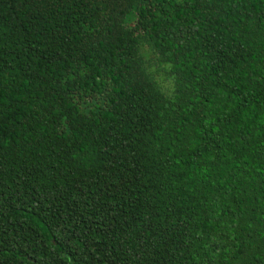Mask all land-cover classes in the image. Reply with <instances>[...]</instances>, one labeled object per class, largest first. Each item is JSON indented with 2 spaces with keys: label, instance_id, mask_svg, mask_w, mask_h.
Instances as JSON below:
<instances>
[{
  "label": "trees",
  "instance_id": "16d2710c",
  "mask_svg": "<svg viewBox=\"0 0 264 264\" xmlns=\"http://www.w3.org/2000/svg\"><path fill=\"white\" fill-rule=\"evenodd\" d=\"M0 264H264V0H0Z\"/></svg>",
  "mask_w": 264,
  "mask_h": 264
}]
</instances>
